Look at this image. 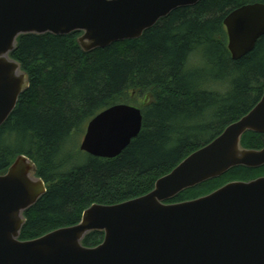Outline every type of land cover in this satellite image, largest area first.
<instances>
[{
  "label": "trees",
  "instance_id": "obj_1",
  "mask_svg": "<svg viewBox=\"0 0 264 264\" xmlns=\"http://www.w3.org/2000/svg\"><path fill=\"white\" fill-rule=\"evenodd\" d=\"M253 2L264 0H201L173 10L140 38L91 52L79 46L80 32L19 38L12 56L28 72L30 87L0 127V174L25 154L47 184L25 213L21 239L79 223L93 203L116 204L150 192L158 178L255 107L264 93V36L234 60L224 25L230 11ZM117 103L142 109L140 134L116 158L81 151L88 122ZM242 143L261 149L264 134L249 131ZM260 176L264 165L237 166L170 201ZM103 239L104 233L93 232L84 244Z\"/></svg>",
  "mask_w": 264,
  "mask_h": 264
},
{
  "label": "water",
  "instance_id": "obj_2",
  "mask_svg": "<svg viewBox=\"0 0 264 264\" xmlns=\"http://www.w3.org/2000/svg\"><path fill=\"white\" fill-rule=\"evenodd\" d=\"M201 0H0V127L30 87L12 56L28 34L80 32L84 52L140 38L173 10ZM228 49L244 57L264 36V3L243 4L224 19ZM143 127L139 106L117 103L87 124L80 150L101 158L122 154ZM264 134V93L239 120L192 152L154 188L116 204L93 203L79 223L23 240L26 211L47 192L34 160L19 154L0 174V264H264V176L226 183L213 192L171 202L186 189L237 166L264 165V147L247 148L243 136ZM104 233L96 246L84 244Z\"/></svg>",
  "mask_w": 264,
  "mask_h": 264
},
{
  "label": "rangeland",
  "instance_id": "obj_3",
  "mask_svg": "<svg viewBox=\"0 0 264 264\" xmlns=\"http://www.w3.org/2000/svg\"><path fill=\"white\" fill-rule=\"evenodd\" d=\"M196 60H197V59H196ZM141 102H142V99H138L137 104H138V105H141ZM83 136H84V135H83ZM83 136H81V138H80V143L82 142ZM79 159H80V160H83V159H84V156L81 154V155L79 156Z\"/></svg>",
  "mask_w": 264,
  "mask_h": 264
}]
</instances>
